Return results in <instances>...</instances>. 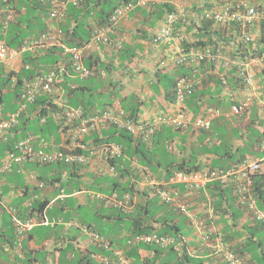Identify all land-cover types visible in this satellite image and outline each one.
Masks as SVG:
<instances>
[{
    "label": "trees",
    "instance_id": "16d2710c",
    "mask_svg": "<svg viewBox=\"0 0 264 264\" xmlns=\"http://www.w3.org/2000/svg\"><path fill=\"white\" fill-rule=\"evenodd\" d=\"M131 1L134 0H82L79 5L70 4L66 8L62 20H53L50 19L49 4L45 0H13L12 2L0 0V36L6 40L10 47L21 52L28 40L46 32L50 24L53 23L62 29V41L69 45L80 46L90 40L97 27L106 25L111 13L117 6ZM172 9V6L168 4H157L149 5V7L135 12L137 16L143 17L145 20V26L139 28L141 34L145 38L149 37L148 33L162 20L166 10ZM11 10H15V17L8 30L3 31L1 29L3 19ZM133 13L131 12V14ZM190 23L187 34L190 35L189 41L192 40L193 42L186 41L184 48H190L194 45H208L216 49L217 47H232L230 53L235 58L238 56H256L264 52V20L253 27L254 37L247 43L240 38L244 26L238 23L225 26L216 25L208 20H201L200 23H196L197 28L194 32H191L193 23ZM132 52L133 48L126 46L119 51L118 57L129 59L130 62L135 63L138 55ZM21 59L22 65L17 72L9 70L5 64H0V105L3 106L4 110L2 114L0 113V122L6 118L9 111L6 108L5 94L10 93L14 97L13 103H16V106L13 110H15L18 106L17 101L20 102V90L25 80L41 72L50 71L59 62L67 64L68 73L58 80L57 86L60 95L58 93L44 94L37 98L34 103L28 105L26 111L21 115L20 124L13 130V134L7 140L0 142L1 157L5 156L8 149L13 148L17 140L24 138L29 133H35L53 144L60 142L62 120L52 116V112L63 115L65 109L81 106L86 115L96 116L104 112L105 109L117 107L113 101V90L110 89H120L119 82L117 84L115 82L109 83V85L104 84V87L101 86L100 89L97 85H101L103 81L101 75L89 77L92 82L100 79L97 85L92 83L84 85V83L79 82L78 79L83 78L73 74L69 57L59 45L27 50L21 53ZM85 64L88 67H97L99 70L111 73L107 64L99 59L95 61L91 56L86 57ZM176 70V74L168 71H161L160 73L163 79L160 83L163 85L165 98L169 103H173L177 77L191 76L195 79L196 84L186 99L185 110L194 116L198 115L205 105L220 107L218 100L217 102L210 101L212 96L221 99L223 92L229 91V89L245 90L244 84L237 78L236 69L225 70L219 61H205L195 67L183 65L177 67ZM256 73L257 78L264 81V66L256 69ZM107 90H110V93ZM120 109L123 111V119H139L137 107L132 105L127 107L123 103ZM220 109L224 112L222 108ZM43 117L47 118L45 123L41 122ZM217 120L228 121L229 123L228 127L223 128L224 132L220 133L221 137H224L223 140L215 137L213 128L210 131L192 129L191 131L199 135L200 138L196 141L198 143L189 142L188 133H186L188 128L179 129L168 125H162L157 129L151 145L143 142L138 135H134L126 128L115 124L108 125V129L105 131L93 134L91 140L96 144L102 145L111 142L121 144L130 161L128 162L123 158L112 159L111 162L116 165L119 173L118 177L106 176L105 173H93L87 185L83 183V187L103 193L118 190L122 194L131 191L133 196L137 195V200L131 210H123L113 205H106L104 201L89 198L83 204V210L72 213V217L69 218L70 221L77 220L82 223L83 227H91L93 230L107 235L115 248H124L127 237L136 233L171 235L177 240L183 238L181 251L175 246L161 247L146 244H141L130 250L127 249L126 253L133 257L136 262L205 264L206 261L196 257L193 250L190 249L192 244H189L185 231L175 217L182 216L185 223L188 218L173 207L161 203L158 196H150V187L138 190L136 186L142 180L140 166H144L156 178L168 180L177 171H196L207 167L227 169L249 156L258 157L259 144L264 139V114L260 116L255 107H252L250 114L242 117V123L237 125L222 116ZM208 136L212 138L211 142H206ZM167 142L175 143L181 156L168 151ZM84 153L90 154L89 151ZM69 166L83 167L84 175L89 164L51 163L45 164L43 167L59 171L69 168ZM45 171V175L42 174L37 177L39 181H44L45 184L36 185L31 187L32 189L37 190L46 185H53L56 191L58 189L60 192L61 187L64 186L65 190L70 192L80 188L75 181L65 182L61 180L60 176L57 179L52 178L53 172ZM142 171L145 172L143 169ZM10 172L19 173L18 167L14 165ZM250 179L252 181L251 188L257 197L259 207L264 209V172L259 170L251 174ZM234 183V180H229L226 183L212 182L208 185V190L213 198L217 218L230 216L236 225L238 216L235 210H240L243 206L237 200ZM197 199H204V194H201ZM49 202L50 199H44L42 202L32 199L31 205L22 206L21 204L18 211L24 219L36 216L41 220L46 216V207ZM252 219V221L234 230L232 234L229 230L222 235L226 241L232 244L235 252L244 257L250 254L251 264H264V223L253 217ZM235 240H239V242ZM70 246L67 244L59 249L60 253H63L60 254L59 264H109L97 259L96 256L111 257L112 251L110 250H103L91 244L89 247L83 248L82 255L75 254L73 259H69L67 250ZM200 248L202 253L204 247ZM141 250H145L148 254L142 256Z\"/></svg>",
    "mask_w": 264,
    "mask_h": 264
},
{
    "label": "built area",
    "instance_id": "2783aa9c",
    "mask_svg": "<svg viewBox=\"0 0 264 264\" xmlns=\"http://www.w3.org/2000/svg\"><path fill=\"white\" fill-rule=\"evenodd\" d=\"M4 1L12 2L13 0ZM45 1L49 4L50 19L62 20L65 16L66 8L70 4L79 5L82 0ZM157 4H168L173 9L166 10L160 23L151 32L150 42L154 44H169L174 53H169L168 57L176 68L183 65L195 67L205 61H219L225 67V70L235 68L237 78L244 84L245 96L235 100L228 112H223L217 107L205 105L202 107L200 114L192 119L185 107L186 99L193 91L196 81L191 76H179L176 80L175 98L172 103L174 112L158 116L152 123L123 119L119 115L123 114L122 110L117 112L109 109L95 117H85L83 116L82 107L70 108L65 112L67 122L79 121V125L70 131L71 145L64 144L65 149L46 150L43 148L45 145L44 140L41 141L40 146H36L37 138L31 134L16 141L13 148L6 151V156L0 164V172H9L14 164L22 165L26 161H34L41 164L64 163L70 165L88 163L91 156L96 154L97 147L85 142L84 136L91 130H98L106 124L124 127L134 135H141L144 140H150L156 127L160 125L186 129L192 124L195 129L210 131L216 117L222 116L226 119H232L233 116L250 114L255 97L261 88L257 81L256 69L264 66V52L256 56H238L235 58L230 53L232 47H217L216 49L208 45H194L190 48H184V44L186 41L189 43L193 42L192 40L189 41L190 35L187 34L190 22L193 23L191 32H194L197 28L196 23H200L201 20H208L216 25L226 26L237 23L243 25L244 29L240 38L243 42H250L254 37L253 27L264 20V0H135L126 2L117 6L111 13L106 25L97 27L90 40L80 46L69 45L62 41V29L51 22V28L40 36L28 40L21 52L10 47L6 40L0 36V64H9L15 57H21L22 52L30 49L59 45L65 54L68 55L69 63L75 76L83 79L96 75L105 76L106 71L99 70L97 67H88L85 64L86 57L89 56V53L93 51L96 45L100 44L110 51L119 52L124 48L126 42L123 35L114 36V33L118 31L120 21L137 8ZM14 17L15 10H11L5 15L1 27L3 31L8 30ZM167 59L161 60L160 64L162 67L167 63ZM66 73H68L67 64L59 62L50 71L41 72L22 83V104L19 111L10 114L7 119L0 122V140H6V133L18 125L20 112L39 96L53 93L59 78ZM52 115L55 117L53 113ZM42 120L46 121L45 118ZM211 141L212 138L208 136L206 142ZM103 147L106 159L120 156L123 153L122 147L117 144L104 145ZM166 148L170 152L178 153L172 142H167ZM260 150L264 153V139L261 142ZM85 151H89L90 155L84 153ZM262 167H264V157L258 159L247 157L227 169H211L207 167L196 171H177L168 180H165V178L158 179L148 172L145 174L143 183L150 187L152 191H150V194L157 195L161 203L173 207L189 219L190 224L196 229L197 235H199L198 239L201 245L204 249L206 248L210 251L208 253L209 256H215L225 264H250L244 256L233 250L232 244L226 241L222 233H220L216 221V210L213 206V198L209 193L208 185L212 182L226 183L229 180H234L235 193L240 205L249 211L254 219L264 223V209L259 207L257 197L251 188L252 181L250 179V175L261 170ZM100 170V172H105L111 176L116 177L118 175L116 168L112 164H106ZM201 194H204L202 215L194 212L195 210L192 208L191 203L192 197L197 199ZM92 195L95 199L104 201L107 205H113L123 210H131L136 200V197L130 192H126L123 195L116 191L112 193L94 192ZM60 197H66L63 187L61 188ZM2 199L3 192L0 189V202ZM40 223L54 225L57 220L45 218L40 220L36 216L28 219L15 217V236L18 244L20 245L23 237ZM84 230L90 235L95 244L112 251L111 257L97 256L100 260L109 264H153L136 262L133 257L126 253V250L133 249L141 244L161 247L175 246L180 250L183 240V238L182 240H177L171 235L158 233H136L127 238L126 249H122L115 248L111 240L105 235L85 227Z\"/></svg>",
    "mask_w": 264,
    "mask_h": 264
},
{
    "label": "crops",
    "instance_id": "0c3cea01",
    "mask_svg": "<svg viewBox=\"0 0 264 264\" xmlns=\"http://www.w3.org/2000/svg\"><path fill=\"white\" fill-rule=\"evenodd\" d=\"M134 11L133 14L127 15L124 19L120 21L118 26V31L114 33V36L123 35L126 39L125 46H130L133 48V52L138 55L136 62H130L129 59H122L118 57L116 51H110L104 45H96L93 51L89 53L95 61H103L104 64H107L111 73H105L103 77V83L98 85L100 89L101 86L109 85V83L119 82L121 85L120 89L111 88L113 90V101L115 106L122 107L123 103L125 106H134L138 109V118L143 121H152L155 117L161 116L165 113H171L173 106L171 103L166 100L164 95L163 85L160 83L163 81L161 78V71H168L169 73H174L177 71L176 67L172 63V60L168 57L169 53L173 54L174 51L167 43L154 44L150 42L151 32L148 33L149 37H144L139 28L145 26V20L143 17L137 16ZM160 23V22H159ZM158 23V24H159ZM52 26V25H51ZM49 26V28H51ZM157 27V26H156ZM155 27V28H156ZM145 28V27H144ZM132 52V53H133ZM121 53V52H120ZM87 56V57H89ZM168 58L165 66L162 67L160 64L161 60ZM22 59L21 57H15L9 64H6V67L9 70H15L17 72L21 68ZM258 83L260 84V90L258 95L255 97L254 104L252 107H255V110L259 115L264 114V81L261 78H257ZM94 80L92 84H95ZM84 85H88L85 84ZM59 87H55V94H59ZM110 90H107L110 93ZM21 91V90H20ZM218 93V90H217ZM245 90L241 89H229V91H224L221 99H218L216 96H212L210 101H215L220 103V107L224 112H228L231 108V104L245 96ZM60 95V94H59ZM7 102V113L15 111L13 110L16 106V103H13L14 97L9 94L4 95ZM213 99V100H212ZM19 104V101H17ZM18 107V106H17ZM127 110V109H126ZM189 116L193 119L196 116L189 113ZM253 114V113H252ZM244 116H233L232 119H227L235 122V125L242 123L241 118ZM193 121V120H192ZM220 122V123H219ZM228 121H213V132L215 137L223 140L220 133L223 131V128L228 127ZM189 130H186L188 133L189 142H196L199 135L191 138V130L194 129L192 124L188 127ZM13 133L10 134V136ZM230 138V136H227ZM196 139V140H195ZM49 146L48 149L56 150L61 148L64 145L63 142H57L53 144L51 141H46ZM198 143V142H196ZM52 145V146H51ZM242 146V143L240 142ZM261 142L257 151V156L260 158L264 157V153L260 150ZM214 157V155H212ZM253 157V156H251ZM255 158V157H254ZM257 159V158H255ZM100 159L91 160L89 163L88 170L84 171L83 167L69 166V168H64L63 170L55 171L51 168H44L39 166L36 163H27L24 170L20 173L8 172L0 174V188L4 192V197L2 203H0V264H59L60 250L64 245L70 244V248L67 250L69 252V259H73L75 254H83V248H87L91 245L90 238L87 234L83 232V228L80 227H71L66 228L64 225L58 226H47L38 224L36 225L29 233L26 234L23 239L22 247L20 248L14 240V223L13 216L11 211L13 208L18 209L19 206H28L31 204L30 200H39V202L44 201V199H50L48 206L46 207V216L63 218L65 220H70L72 213L75 211L83 210V204L89 199H93L92 190L87 188L85 191L81 190L83 188V183L87 185L88 180L91 177V174L101 173L100 169L102 164ZM101 164V165H99ZM77 168V169H76ZM71 169V170H70ZM45 170L52 171V178L61 177L62 181H75L80 187L77 190L66 191L67 201L60 197V192L55 190L53 185H46L38 188L37 190L32 189L31 187L36 186V180H32V175L37 177L42 174L45 175ZM264 171V168H263ZM140 184H137V189L139 190ZM116 191V190H115ZM114 192V191H113ZM131 192V191H128ZM112 193V192H110ZM120 193V192H119ZM126 192H123L120 195H123ZM132 193V192H131ZM133 194V193H132ZM137 197V195H135ZM202 200L191 198L192 208L194 212L200 213L202 215ZM25 209V208H24ZM236 209V207H235ZM237 214V224L233 223L232 217H222L217 218V226L220 233L225 234L231 230V234L237 228H240L243 224H246L252 221V216L249 212L243 207L240 210L236 209ZM48 212V214H47ZM50 213H52L50 215ZM80 223L81 222L77 221ZM191 229L194 227L190 224L189 219L186 222ZM187 240L189 244H192L191 248L193 253L198 258L204 259L205 264H225L221 259L216 258L215 256H209L210 252L208 249H202L201 242L199 241V235H197L196 229L192 230L191 233L185 231ZM239 242V240H235ZM241 242V241H240ZM69 246V245H68ZM74 249V251H73ZM142 256L147 255L148 253L145 250L141 251ZM250 254H247L245 258L250 263L251 258ZM251 264V263H250ZM255 264V263H254Z\"/></svg>",
    "mask_w": 264,
    "mask_h": 264
},
{
    "label": "clouds",
    "instance_id": "9594fccd",
    "mask_svg": "<svg viewBox=\"0 0 264 264\" xmlns=\"http://www.w3.org/2000/svg\"><path fill=\"white\" fill-rule=\"evenodd\" d=\"M135 1V0H134ZM143 8H145V7H143ZM138 9H140V8H137L136 10H138ZM136 10H134V11H136ZM133 12V11H132ZM131 13V12H130ZM129 13V14H130ZM128 14V15H129ZM122 50V49H121ZM117 54H119V52H117ZM57 86V85H56ZM54 93V92H53ZM40 97V96H39ZM38 97V98H39ZM36 101V100H35ZM34 101V102H35ZM33 102V103H34ZM21 104H22V98L20 97V102H19V104H18V107H17V109L15 110V111H12V112H9V113H7V116H6V118H3L2 119V121L4 120V119H7L8 117H9V115L10 114H12V113H14V112H17V111H19V109H20V106H21ZM30 104H32V103H30ZM30 104H28V105H30ZM172 104V103H171ZM28 105H27V107H28ZM27 107L24 109V110H22L20 113V116H19V123H18V125L20 124V120H21V115L26 111V109H27ZM81 107V106H80ZM70 108H75V107H70ZM70 108H67V109H65L64 110V114L63 115H58V114H56V113H53L54 115H55V117L56 118H58V119H60V120H62L61 122H62V124H61V132H60V136H61V141L60 142H63V140H64V144H66V145H71L72 144V139H71V137H70V131L72 130V129H74L76 126H78L79 125V121H71V122H67V118L65 117V112H66V110H68V109H70ZM83 108V107H82ZM217 108H219V107H217ZM109 109H112V110H115V111H121V109H120V107L119 106H117V107H115V108H108V109H105V111L106 110H109ZM202 109V108H201ZM220 109V108H219ZM0 110H1V114H2V112L4 111L3 110V106L2 105H0ZM221 110V109H220ZM173 112V111H172ZM171 112V113H172ZM52 113H51V115H52ZM103 113V112H102ZM102 113H100V114H102ZM165 114H168V113H165ZM165 114H163V115H165ZM200 114V113H199ZM120 116H122V114H119ZM53 116V115H52ZM83 116H85V117H95V116H92V115H86L85 114V112H84V110H83ZM97 116V115H96ZM158 117V116H157ZM157 117H155L152 121H145V122H150V123H152V122H154V120L157 118ZM46 119V121H47V118L46 117H43L42 119ZM218 118H220V117H216L214 120H216V119H218ZM41 119V122L42 123H45L46 121H43ZM128 119H131V118H128ZM135 121H143V120H135ZM218 121V120H217ZM68 125H67V124ZM18 125L17 126H15L14 128H12V129H10L7 133H6V135H7V139L10 137V134L13 132V130L16 128V127H18ZM108 125H111V124H106L105 126H103L102 128H100V129H98V130H91L87 135H85L84 136V140H85V142H88V143H90V144H92L93 146H96L97 148V152H96V154L95 155H93V156H91V158H90V161L91 160H97V159H100L101 161H100V163L102 164V167H104V166H106V164H112L114 167L116 166L115 164H113L112 162H111V160L112 159H115V158H123V159H125V160H128V162L130 161V159H128V157H127V155L125 154V152H124V148H123V146L121 145V144H119V143H116V142H111V143H104V144H102V145H100V144H96V143H94L92 140H91V136L93 135V134H95V133H99V132H102V131H105L106 129H108ZM162 125H160V126H157L156 127V129H155V131H154V133H153V135H152V137H151V139L150 140H144L143 139V137L141 136V135H138V137L140 138V139H142V141L143 142H145V143H147L148 145H151L152 143H153V137L155 136V133L157 132V129L159 128V127H161ZM212 126H213V124H212ZM195 129V128H194ZM34 135L36 138H37V141L35 142V145L36 146H40V143H41V141L42 140H44V143H45V145L43 146V148L44 149H46V150H50V149H48L49 148V146L47 145V142H46V140L45 139H43V138H40V136L39 135H37V134H35V133H29L28 135H26L25 137H27V136H29V135ZM24 137V138H25ZM6 139V140H7ZM20 140V139H19ZM86 140H88V141H86ZM2 141H5V140H0V142H2ZM18 141V140H17ZM263 141V140H262ZM261 141V142H262ZM112 144H117V145H120L121 147H122V151H123V153L120 155V156H115V157H111L110 159H106V154H105V152H103V149H104V145H112ZM172 144L176 147V149L178 150V153H173V152H171V153H173V154H175V155H178V156H181V154H180V152H179V149L177 148V146H176V144L175 143H173L172 142ZM59 149H65V147L64 146H61V148H59ZM57 150V149H56ZM53 151V150H52ZM77 152V151H76ZM90 155V154H89ZM5 156H6V154H5ZM5 156L4 157H1V155H0V164L2 163V161H3V159L5 158ZM249 157H251V156H249ZM260 158V157H256V156H253L252 158ZM90 161L88 162V163H84V164H89L90 163ZM27 163H36V164H38L39 166H44L45 164H41V163H39V162H34V161H26L24 164H22V165H20V164H14V165H16L17 167H18V172L20 173V172H22L23 170H24V168H25V166H26V164ZM101 164H99V165H101ZM72 165H78V164H72ZM82 165V164H81ZM144 167V166H143ZM142 166H140V169H141V174H142V180L138 183V184H140L141 186H140V188L139 189H143V188H147L148 186H146L144 183H143V179H144V177H145V174L146 173H148V171L146 170V168L144 167L143 168ZM116 168V167H115ZM263 168L264 167H262L261 168V170L263 171ZM12 169H13V167H12ZM11 169V170H12ZM142 169L143 170H145V172L144 171H142ZM10 170V171H11ZM9 171V172H10ZM116 171H117V169H116ZM264 172V171H263ZM4 173H8V172H0V174H4ZM101 173H105V172H101ZM117 173H118V171H117ZM150 173V172H149ZM105 175L106 176H108V174L107 173H105ZM33 176V178H32V180H36L35 182H36V185H43V184H45L44 183V181H39L38 179H37V176H35V175H32ZM109 176H111V175H109ZM119 176V173H118V175L116 176V177H118ZM115 177V176H114ZM62 188V187H61ZM63 188L65 189V187L63 186ZM137 188V187H136ZM1 189V188H0ZM85 189H87L86 187H83L81 190H83V191H85ZM2 190V189H1ZM151 190L149 189V192H150ZM2 192H3V190H2ZM94 192H99V191H94V190H92V192H91V194H93ZM116 192H118L119 193V191L118 190H116ZM152 192V191H151ZM65 193H66V190H65ZM131 193V192H130ZM60 194H61V189H60ZM120 194V193H119ZM132 194V193H131ZM66 195H67V193H66ZM150 196H153L152 194H149ZM155 195V194H154ZM157 196V195H156ZM3 197H4V192H3ZM92 197H93V199H95L94 198V196L92 195ZM62 198V197H61ZM65 198V197H64ZM64 198H62V199H64ZM3 200V199H2ZM95 200H97V199H95ZM136 200H137V197H136ZM135 200V201H136ZM31 201V203H32V200H30ZM98 201H101V200H98ZM0 203H2V201L0 202ZM106 204V203H105ZM31 205V204H30ZM107 205V204H106ZM29 206V205H28ZM118 208V207H117ZM14 210H12L11 211V215L13 216V223H14V218L15 217H18V218H20V219H24V218H22L21 217V215H20V213H19V211H18V209H16V208H13ZM118 209H120V208H118ZM249 212V211H248ZM250 213V212H249ZM31 217H35V216H31ZM30 218V217H29ZM45 219H56L57 220V223L56 224H42V223H40V224H42V225H47V226H58V225H64L66 228H71V227H80V228H83V232L85 233V234H87L88 235V237L90 238V241H91V244H93V245H95V246H98L97 244H95L94 242H93V240H92V238L90 237V235L84 230V227L85 228H88L87 226H84L83 227V225H81L80 223H78V222H76V221H70V220H65V219H63V218H56V217H48V216H45L44 217ZM43 218V219H44ZM28 219V218H27ZM42 220V219H41ZM38 225V224H37ZM13 229H14V240H15V243L21 248L22 247V243H23V239L25 238V236L23 237V239H22V241H21V244L19 245L18 244V241H17V238H16V236H15V225L13 226ZM89 229H92L91 227H89ZM93 230V229H92ZM94 231H96V230H94ZM30 232V231H29ZM28 232V233H29ZM98 232V231H97ZM99 233H101V232H99ZM101 234H103V233H101ZM103 235H105V234H103ZM106 237H108L107 235H105ZM132 236V235H131ZM109 238V237H108ZM128 238V237H127ZM110 239V238H109ZM127 240V239H126ZM112 243V242H111ZM99 247V246H98ZM100 248H102V247H100ZM118 248H122V249H126V246L123 248V247H118ZM103 250H106V249H104V248H102ZM142 251V250H141ZM142 254V253H141ZM97 256H99V255H97ZM96 256V258L97 259H99L98 257ZM146 256V255H145ZM102 257V256H101ZM246 259V258H245ZM141 262H144V261H141ZM249 263V262H248Z\"/></svg>",
    "mask_w": 264,
    "mask_h": 264
},
{
    "label": "rangeland",
    "instance_id": "374dc122",
    "mask_svg": "<svg viewBox=\"0 0 264 264\" xmlns=\"http://www.w3.org/2000/svg\"><path fill=\"white\" fill-rule=\"evenodd\" d=\"M143 8H140V9H138V11L139 10H142ZM177 72H175V74H176ZM97 81H96V83H95V85H97L99 82H100V79H96ZM78 81L79 82H81V83H85V84H91V83H93L92 81H91V79L90 78H85V79H78ZM98 86V85H97ZM108 96V95H107ZM192 134H191V138H193V137H195L197 134L195 133V132H191ZM52 213H50V215H51ZM52 216V215H51ZM178 221H179V223H180V225H181V227L183 228V230L184 231H186V232H189V233H191L192 232V230H194V228L193 229H191V227H189V225L187 224V223H185L184 222V219H183V217L182 216H180V215H178V216H176L175 217Z\"/></svg>",
    "mask_w": 264,
    "mask_h": 264
}]
</instances>
